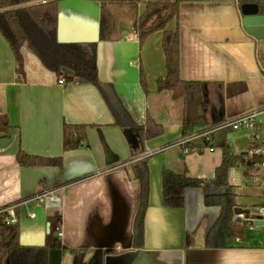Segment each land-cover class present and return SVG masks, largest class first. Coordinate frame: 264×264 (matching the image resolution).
Wrapping results in <instances>:
<instances>
[{"label":"crops","instance_id":"obj_1","mask_svg":"<svg viewBox=\"0 0 264 264\" xmlns=\"http://www.w3.org/2000/svg\"><path fill=\"white\" fill-rule=\"evenodd\" d=\"M146 1L137 6L110 4L115 29L111 40L100 41L99 1L58 0V41L98 42V77L112 84L123 116H116L98 86L71 82L47 66L29 42L22 47L20 76L12 47L0 30V115H7L13 126L0 137V210L12 208L17 214L22 244L50 243L49 264H90L98 251H103L104 264H264V162L228 171L235 209L242 210L234 220L247 225L242 238L228 234V247L207 246L219 209L204 204L202 189H189L183 208L164 205L165 168L211 179L222 163L224 143L235 155L264 157V123L207 131L202 137L209 140L214 133L212 146L202 147L201 137H195L191 141L197 143L185 147L184 100L158 88V80L168 75L164 32H154L143 42L136 32ZM243 5L235 0H183L167 25L180 35L181 79L222 88L225 121L264 108V13L259 8L257 14L241 15ZM39 42L49 46L44 39ZM149 117L164 132L135 155L138 140L130 126H144ZM65 124L86 125V143L65 150ZM20 151L61 157L63 164L24 167L17 160ZM143 160L149 166L150 196L139 235L135 225L141 185L133 166ZM52 192L58 206L35 199ZM55 238L62 247L53 245ZM2 256L0 251V264Z\"/></svg>","mask_w":264,"mask_h":264},{"label":"trees","instance_id":"obj_2","mask_svg":"<svg viewBox=\"0 0 264 264\" xmlns=\"http://www.w3.org/2000/svg\"><path fill=\"white\" fill-rule=\"evenodd\" d=\"M101 3L100 41H109L115 29V21L109 10L110 4H128L137 6L142 0H97ZM183 0H147L146 10L136 19V32L140 42L150 34L163 31V46L166 54L168 75L166 79L158 80L160 90H169L176 98H182L185 104L183 122V137L194 132L204 134L219 127L225 122L223 89L211 83L185 81L180 76V35L178 31L167 30L168 23L179 13ZM190 1H230V0H190ZM240 5L257 4L264 13V0H238ZM23 0H0V30L10 43L15 54L20 76L24 75V56L22 47L29 42L42 58L44 63L74 83H94L102 92L107 104L116 116L126 115L120 104L112 84L98 77V42L65 43L58 41V0L21 7ZM36 27L49 46L42 45L32 35L31 28ZM54 48V49H53ZM65 69L70 73H65ZM141 83L147 91V83L141 73ZM13 128L7 115H0V137L6 136ZM131 130L137 137L138 146L135 155L146 150V142L163 134V127L152 118H148L144 126L131 125ZM229 131L231 129H221ZM214 133L208 140L201 137L202 147L213 145ZM87 141V126L65 124L64 148L74 150ZM197 141H189L185 147H192ZM223 160L216 169L213 178L202 180L191 177L188 171L174 172L165 168L163 171V200L167 208H183L186 204V194L189 189L200 188L204 192V204L207 207L219 209V215L209 230L207 246L214 248L228 247L227 236L244 237L247 225L234 220L235 194L228 180V171L238 165L251 167L262 164V155L250 156L249 153L235 155L224 143L222 145ZM18 163L24 167L47 165L60 166L61 157L44 158L20 151ZM134 178L140 182V209L136 218L135 230L141 235L144 218L150 196V172L147 161H138L133 166ZM7 215L0 216V251L2 264H49L50 243L43 245H24L20 240V224L15 213V222H5ZM55 247H62L58 238L52 241ZM90 264H104L103 251H98Z\"/></svg>","mask_w":264,"mask_h":264},{"label":"built area","instance_id":"obj_3","mask_svg":"<svg viewBox=\"0 0 264 264\" xmlns=\"http://www.w3.org/2000/svg\"><path fill=\"white\" fill-rule=\"evenodd\" d=\"M60 83H64L63 80L60 81ZM258 122L264 123V108L255 109L253 111H250L248 113H245L237 118H234L229 121H225L222 125L219 127L213 129V131L221 130L229 128L231 130H241V129H249L254 127ZM210 132V133H211ZM207 133L200 134L197 136H188L186 137L185 141H191L195 137H202L206 136ZM258 152H262V150H259ZM38 201H45L47 204H51L53 206L59 205V199L56 197L53 192L52 193H46L43 195H39L35 198ZM262 213L264 214V207L261 209ZM7 215L5 217V222L8 224H11L15 222V212L12 208L2 209L0 210V216ZM35 214H32L31 217H34Z\"/></svg>","mask_w":264,"mask_h":264},{"label":"water","instance_id":"obj_4","mask_svg":"<svg viewBox=\"0 0 264 264\" xmlns=\"http://www.w3.org/2000/svg\"><path fill=\"white\" fill-rule=\"evenodd\" d=\"M23 1L24 2H31V1H34V0H23ZM235 2H237L239 4L238 0H235ZM258 11H259V6L256 5V4L255 5L254 4H248V5L246 4V5H243V6L240 7V14L241 15H249V14H252V13L257 14ZM244 23H245V25H248V21L246 19H244ZM64 71L66 73H70V70H68V69H65ZM128 134L129 135L131 134V130H128ZM131 136L132 135H130L129 138L134 141V137H131ZM241 212H242V210L240 208H236L235 209V214H240Z\"/></svg>","mask_w":264,"mask_h":264},{"label":"rangeland","instance_id":"obj_5","mask_svg":"<svg viewBox=\"0 0 264 264\" xmlns=\"http://www.w3.org/2000/svg\"><path fill=\"white\" fill-rule=\"evenodd\" d=\"M31 31H32V35L34 36V38L36 40H38V41L43 40V38H41L42 36H41L39 30L35 26L33 28H31Z\"/></svg>","mask_w":264,"mask_h":264}]
</instances>
